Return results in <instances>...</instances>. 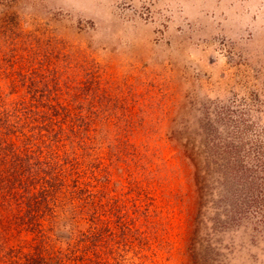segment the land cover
Masks as SVG:
<instances>
[{"label": "rangeland", "instance_id": "obj_1", "mask_svg": "<svg viewBox=\"0 0 264 264\" xmlns=\"http://www.w3.org/2000/svg\"><path fill=\"white\" fill-rule=\"evenodd\" d=\"M26 87L76 93L107 158L84 211L71 184L49 204L55 248L264 264V0H0V106Z\"/></svg>", "mask_w": 264, "mask_h": 264}, {"label": "trees", "instance_id": "obj_2", "mask_svg": "<svg viewBox=\"0 0 264 264\" xmlns=\"http://www.w3.org/2000/svg\"><path fill=\"white\" fill-rule=\"evenodd\" d=\"M23 89L0 106V264H106L101 263L94 245L69 251L55 248L56 222L51 220L49 204H56L54 197L66 183L73 188L68 194L81 204L70 210L84 211L87 203L91 205L93 194L76 186L83 178L89 179L91 187L97 177L92 170L94 161L107 158H98L92 150L87 154L82 148L91 138L79 136L86 124H82L78 106L72 104L76 93L57 88ZM39 106L45 109L38 111ZM18 127L26 128L28 134L21 144L16 142ZM82 159H87L86 165ZM88 222L95 225L93 213ZM92 229L87 228L90 233ZM22 235L30 239H20ZM115 252L116 259L122 257L119 250Z\"/></svg>", "mask_w": 264, "mask_h": 264}]
</instances>
